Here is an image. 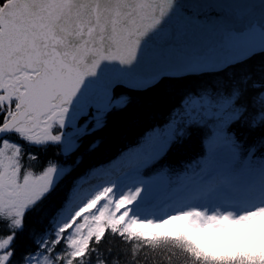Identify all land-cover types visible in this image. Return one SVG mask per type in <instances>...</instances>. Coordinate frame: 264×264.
<instances>
[{"label":"snow or ice","instance_id":"1","mask_svg":"<svg viewBox=\"0 0 264 264\" xmlns=\"http://www.w3.org/2000/svg\"><path fill=\"white\" fill-rule=\"evenodd\" d=\"M261 212L264 0H0V264H214L130 229Z\"/></svg>","mask_w":264,"mask_h":264},{"label":"trees","instance_id":"2","mask_svg":"<svg viewBox=\"0 0 264 264\" xmlns=\"http://www.w3.org/2000/svg\"><path fill=\"white\" fill-rule=\"evenodd\" d=\"M233 70L239 72L243 70V67H237ZM166 87H168V82L141 94L140 98L144 101H148L159 97L165 91ZM137 111L136 105H133L128 113L111 117L108 127L103 131L94 133L91 136H86L83 139L80 152L85 153L86 164L83 168H78L76 170L73 174L74 177L82 175L85 168L88 166L99 164L103 160L115 155L117 149L123 145L122 137L124 135V129L120 127L121 122L136 114ZM96 139L103 140L100 148L94 153H87L89 145ZM190 154V152L186 153V155ZM69 162L71 164V161ZM70 183L71 181H66L57 191L61 193V195L66 193ZM198 227L199 220L190 217L184 221L158 226L153 229L144 228L143 226H133L130 232L148 240L155 239L165 234L179 235L193 245L194 251L212 260L214 264H233V261H235L236 264H264V238L250 235L238 236L237 241L239 244L236 245L237 248H228L225 246L216 250L211 248L207 240L199 234Z\"/></svg>","mask_w":264,"mask_h":264},{"label":"rangeland","instance_id":"3","mask_svg":"<svg viewBox=\"0 0 264 264\" xmlns=\"http://www.w3.org/2000/svg\"><path fill=\"white\" fill-rule=\"evenodd\" d=\"M260 219L264 221V212L253 214L246 218H240L239 220H233L230 217H219L214 220H210L212 225L209 226V233H207V222L202 225V234L205 235L211 243L218 247L223 244H232V239L229 235V228L231 226L237 227L241 230H249L256 233H261L262 227L259 224Z\"/></svg>","mask_w":264,"mask_h":264}]
</instances>
